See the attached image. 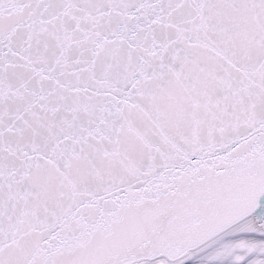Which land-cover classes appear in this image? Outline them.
Segmentation results:
<instances>
[{
	"label": "snow or ice",
	"instance_id": "6c2138e0",
	"mask_svg": "<svg viewBox=\"0 0 264 264\" xmlns=\"http://www.w3.org/2000/svg\"><path fill=\"white\" fill-rule=\"evenodd\" d=\"M0 264H264V0H0Z\"/></svg>",
	"mask_w": 264,
	"mask_h": 264
}]
</instances>
